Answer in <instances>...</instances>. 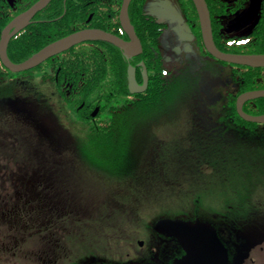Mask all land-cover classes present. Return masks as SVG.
Wrapping results in <instances>:
<instances>
[{"label":"rangeland","instance_id":"1","mask_svg":"<svg viewBox=\"0 0 264 264\" xmlns=\"http://www.w3.org/2000/svg\"><path fill=\"white\" fill-rule=\"evenodd\" d=\"M209 63L205 70H209L211 66L213 69H220L219 64ZM191 71L197 73L199 70L195 66ZM48 74L53 76L48 68H44L43 72L37 71L26 76L15 74L13 78L4 77L0 80L1 116L5 117L6 113L12 111L14 116H18L16 119H20L26 125L24 126L22 122L23 126H20L18 122L16 127L22 133L21 138H24L22 147L25 149L26 158L23 160V172L27 208V199L31 200L41 189L38 183L30 184L29 181H34L36 177H44L53 183L56 178L54 174L51 178L46 169L34 173L38 176L32 175L36 168L34 158L37 155L47 159L48 163H54L52 151H48L47 156L46 151L41 152L43 144H40L39 139L43 133L38 126L39 122H42L44 127L49 126L47 119L52 115H56L59 124L63 125L75 139L76 148L79 150L71 154V151L75 150L71 145L74 142H68L70 139L68 136H61L55 130H51L50 136L54 137L51 142H62L56 144L61 156L54 153V157L61 158L60 168L68 172V177L72 171L71 167L79 166L76 156L86 161L82 165L85 170L91 169L97 175H106L98 184L92 185L89 180H85L87 184L82 182L88 196L82 200L83 207L78 202L80 212H87L91 206L90 199L97 200L99 195L104 201L110 194H120L125 189L138 193L137 199L143 207L144 222H137L142 228L138 231L141 238L134 244L135 249H132V256L137 260L134 264H138L140 262L138 258L148 255L149 252L154 253L156 260L162 258L159 251L167 245L160 244L161 240L156 239L157 233L166 236L167 239L171 238L177 244L181 258L174 264H180L196 255V248L183 235L159 229V223L153 224L158 219L173 220L172 215L183 210V206L193 197L197 200L204 197L203 207L208 212L225 209L227 213L228 206L246 207L247 203L244 202L247 198L264 204V139L258 135L253 137L244 129L237 131L232 127L220 128L224 125L229 126L230 120L225 118V111L216 103L219 98L211 89L213 79L211 73L207 71L203 73L199 86L200 94L195 95L190 90L188 93L191 92L192 95H185L179 99L177 98L180 94H174L173 99L165 102L157 112H144L138 115L130 110V106L122 108L124 104L121 103L117 106L122 109L115 114L116 119L109 122L108 118H112V115L106 111L101 120L110 123L115 137L107 147L101 149L95 148L91 140H95L93 130L99 134L103 133V125L93 126L83 122L79 115L60 99L52 80L43 78ZM20 101H30L40 110L33 112L32 109H28L30 118L26 119L25 115L20 116L17 110H13ZM33 118L36 119L33 125L28 124L33 122ZM8 127L11 133L13 127L11 124ZM256 128L261 130L260 127ZM36 145L37 150L34 149ZM36 162L46 165L38 158ZM80 172L84 174V171ZM83 174L81 173L82 177ZM202 222L197 221L196 226L202 225ZM151 224L152 228L145 229L146 225ZM43 230L38 236L28 231L29 256L25 250L22 251L19 244L17 249L19 253L14 258H8L6 252H0V264H71L72 260L84 257L83 253L76 249L67 254L62 253L58 250L59 245L57 247L53 245L57 249L52 251ZM50 236L54 237V234ZM50 236L48 238L54 241L55 238ZM18 240L21 241L20 237ZM139 241L144 242L143 248L138 245ZM163 260L165 262L167 258ZM74 264L87 263L84 261Z\"/></svg>","mask_w":264,"mask_h":264},{"label":"trees","instance_id":"2","mask_svg":"<svg viewBox=\"0 0 264 264\" xmlns=\"http://www.w3.org/2000/svg\"><path fill=\"white\" fill-rule=\"evenodd\" d=\"M25 1H28L29 4H24ZM135 1V10L132 17L136 20L138 36L145 47V57L138 59V61L140 60L144 63L146 69H148L150 62L148 59L151 56V50L148 48V44L150 43L149 36L152 32L149 30V19H146L147 16L145 15L146 12L143 5H140L141 0ZM19 2V7L14 9L10 7L6 0H0V41L1 33L7 25L25 10L37 4V0H22ZM65 10H67V5L64 0H54V2L45 9V12L62 14L65 13ZM198 20L197 17V29H199ZM260 20H263L264 23V13L263 16H260L259 21ZM40 33L43 32L38 30L37 27H31L16 35L8 47L9 59L16 64L24 63L52 42L54 43L56 40L58 41L71 35L70 32L58 34L55 35L50 42L45 43L43 42L44 37L40 35ZM199 36L201 37L200 29ZM216 39L218 48L227 54H264L263 26L251 31L250 34L245 33L235 38H225L224 35L216 33ZM96 44L99 46L90 48L82 46L81 48L70 49L69 52L59 55L55 60L50 59V61L37 67V69L33 71L18 75L26 76L37 71L43 72L44 68H48L53 76L48 74V76L44 75L43 78L52 80L60 99H62L71 110L73 109L81 119H84V116L88 114L87 111L90 106L95 105V103L101 107L102 113H105L112 104L119 105L125 101L122 108H128L130 106L132 112L138 115L142 114L143 112L139 109L138 103L130 105V101L126 99V97H133L128 88L127 77L129 69L133 67L130 63L131 60L116 46L114 47L104 42ZM204 52L205 55L209 56L208 52ZM105 54L108 55V66L105 64ZM217 63L220 69L216 67V69H213L212 66L208 68V73L213 75L211 89L212 92L216 94L225 95V98H219L216 100V103L225 111V118L230 120L229 126L224 125L220 128L232 127L237 131L244 129L248 131L251 136L254 137L258 135V137L264 139V125L251 124L243 120L239 117L236 106L237 100L241 94L252 91H263L264 68L255 69L252 67H239L225 64L220 61H217ZM0 69H3L1 61ZM4 70L6 71V69ZM76 71L79 72V75L84 73V79L81 81L71 80V75H74ZM140 72L142 76L143 72L141 69ZM156 76L158 80H155V88L151 89L150 94L144 96V110L147 113L157 112L165 102H169V100L173 99L174 94H180L177 99L185 95H192L191 92L188 93L190 90H192L195 95L200 94V80L203 77L200 72L196 73L191 70L176 72L174 77L169 80L163 79L168 76L167 74H156ZM2 78L3 74H1L0 71V80ZM164 82L166 85H162ZM117 98H120V101L114 100ZM136 98H138V96H135V99ZM16 104V108L13 110H17L20 116L25 115L26 119L30 118L28 109H32L33 112L40 110L39 107H34L30 101H20ZM244 106V111L248 115L264 116V99L253 100V102L246 103ZM119 107H115L112 110L110 109V113L113 111L118 112V110L122 109ZM39 118L37 119V123ZM34 121H36V119L33 118V122H28V124L33 125ZM18 122L20 126L25 124V122L20 119L17 121V125ZM47 125L49 126L44 127L42 122L38 123L43 133L39 139L41 142L40 144H43L41 152L44 153V151H46L47 156V152L52 151L54 163H48L47 159L45 160L37 155V157L34 158V166L36 168L33 170L32 175L35 176L37 174L34 173H39L42 172L41 170L46 169L51 178L53 174L56 178L55 181L52 180L55 183H52L47 181L44 177H36L37 183L40 185L41 189L36 195L32 194V197L36 198V200L32 198L28 201L27 199L28 208L26 206V217L28 231H30V234L38 236V233L44 229L43 233L47 238V243L51 244L52 251L57 249L54 248L53 245L56 247L59 245L58 250L62 253L66 252L67 254L75 249L82 252L84 257L79 258V260H72L70 262L71 264L84 261L87 264H134L137 260L132 256V249H135L134 244L141 238L138 231L142 228L138 226L137 222H144L143 207L137 199L138 193L125 189V191L123 190L120 194H110V196L105 197L108 199L104 201L100 199L102 197L99 195V199L94 197L97 200L90 199L91 206L88 208L87 212H80L78 202L83 207L82 200L88 196L82 187V182L89 180V183L92 185L98 184L106 175H97L91 169L85 170L82 165L85 164L86 161L76 156L75 158L79 162V166L75 168L72 166L70 169L72 171L69 172L68 177V172L60 168L59 159L61 158L54 157V153L60 155V152L57 151L59 148H57L56 144L62 142H51V139L54 137H51L50 133L51 130H55L61 136H68L70 138L68 142H74L75 139L70 136L63 125L59 124L56 115H52L50 118L48 117ZM102 125L103 133L99 134L98 131L93 130L95 140H91L92 145L99 149L107 147L115 137L113 127L109 123ZM256 127H260L261 130H258ZM21 135L22 133L20 131L19 138L22 149L21 160L23 162L26 155L25 149L22 147V140H24V138H21ZM31 137L33 138L32 135ZM71 145L75 148V150L71 151V154L77 153L79 150L76 148V142ZM36 147L37 145L34 147L35 150H37ZM37 158L38 160H42L46 165L42 162L38 164L36 162ZM31 166H33V164ZM80 171H84V174ZM81 173L84 175L83 177ZM68 178L70 181L69 183ZM203 199L205 200L204 197L199 200L195 197L190 199L189 202L183 206V210H179L172 215L173 220L176 222H184L188 226H196L197 213L201 210V207H203ZM246 203V207L241 208L236 205L234 206L237 212L244 216L250 213H256L259 209L258 205L260 203L261 205L263 204L261 201H255L249 198L244 202V204ZM37 217L39 218L36 219ZM36 220L40 221L37 222ZM161 220L162 219H158L154 221L153 224H158ZM152 227V224L146 225L145 229L149 230ZM47 234L49 236L50 234H54V237L50 236L55 238L54 241L48 238L49 236ZM157 234L156 239L158 238L161 240L160 244L162 246L167 245V247L159 251V256L162 258L156 260L153 256L154 253L149 252L148 255L146 254V256H140L141 258H138L140 261L138 264H174L180 261V250L177 248L175 242L171 238L167 239L165 238L166 236L159 233ZM76 253H78V251ZM163 258H167V260L164 262Z\"/></svg>","mask_w":264,"mask_h":264},{"label":"flooded vegetation","instance_id":"3","mask_svg":"<svg viewBox=\"0 0 264 264\" xmlns=\"http://www.w3.org/2000/svg\"><path fill=\"white\" fill-rule=\"evenodd\" d=\"M6 1L9 3L10 7L15 9L19 7V1L22 0ZM39 1L40 0H37L36 3H39ZM64 1L67 5L65 13L56 14L45 12V9L49 7L47 6L34 17L29 26L24 30L37 27L38 30L43 32L40 33V35L44 37L43 42L45 43L50 42L53 37L58 34L69 32L73 34L82 30L91 29L104 30L107 33L118 36L125 42L130 41V37L127 32H124L122 22L120 21L124 0ZM205 1L207 6H209L210 17L212 18L213 36L216 45V33L224 35L225 38H235L243 33L250 34L251 31L256 30L258 27H264L263 20L259 21L260 16H263L264 13V0ZM53 2L54 0H52L51 4ZM24 4L27 5L29 2L25 1ZM135 4L136 1L133 0L129 6V17L138 35L136 20L132 17ZM140 5H143L146 12L145 15L147 16L146 19H149V30L152 32L149 36L150 43L148 44V48L151 50V56L148 59L150 60L149 68L146 69L149 76V83L146 92L139 93L138 95L131 94L134 98L126 97V99L130 101V105L138 103L139 109L144 113V96L150 94L151 89L155 88V80H158L156 74H167L168 76L163 79L169 80L174 77L176 72L193 70L196 66V69L199 70L198 72L203 75L206 71L209 72L207 69L205 70L206 66L210 64L209 62H213L217 65L218 60H213L209 53V56L205 55L204 51H206V48L204 46V40L202 39L200 17L194 0H141ZM158 10H164L168 14L175 13L178 17L183 18L184 22L188 24L192 31L190 35L191 38H181V36L173 30L176 26H179V21L172 23V19L169 20L157 17L155 13L158 12ZM22 14L23 13L20 15ZM196 16L199 19L198 26L201 37L199 36V29H197ZM9 24L7 26H9ZM140 42L142 41L140 40ZM96 43L99 42H85L74 48H81L82 46L88 48L99 46ZM142 47L143 52L141 55L132 59L129 58L131 60L130 63L137 70V82L140 86L145 82V67L141 65L144 63L140 60L138 61V59L145 57L143 42ZM55 58H52V60H55ZM107 59L108 55H106L105 58L106 66H108ZM1 65L3 69H0V71L1 74H3V78H13L14 74L4 67L2 61ZM4 69H6V71ZM140 69L143 72V77L141 76ZM84 77V73L79 75V72L76 71L74 75H71V80L81 81ZM162 85H166L165 82L162 83ZM135 96H138V98L135 99ZM217 96L218 98H225V95L222 94H218ZM119 99L120 98L114 100ZM124 102L125 101H123L122 104H125ZM96 104L97 103L90 106L87 111L88 114L82 119L93 126L106 123V120H101L104 113H102L101 107ZM117 106L118 104H112L106 111L110 113L109 110ZM95 111L99 113L97 117L93 118ZM110 114L112 118L109 117L108 121L114 122L117 111H113ZM17 117V115L14 116L12 111L6 113L5 117L0 114V252H6L9 255L8 258H14L18 255L19 251L17 249L19 244L22 247V251L25 250L27 253L26 255L29 256L27 251L29 239L25 205V178L23 162L21 160L19 131L16 127L18 121V119H16ZM9 124L13 127L11 133L8 127ZM37 182L36 179L34 181H29L30 184ZM258 207L259 209L256 213H250L246 216L237 212L233 206L227 207V213L225 209H223V211L215 209L212 212H208L204 207H201V210L197 213V221H203L202 225L199 226L207 227L215 231L220 242H222L226 248L229 255L228 264H264V204L261 205L260 203ZM18 237H20L21 241L18 240ZM197 254L198 252L196 255Z\"/></svg>","mask_w":264,"mask_h":264},{"label":"water","instance_id":"4","mask_svg":"<svg viewBox=\"0 0 264 264\" xmlns=\"http://www.w3.org/2000/svg\"><path fill=\"white\" fill-rule=\"evenodd\" d=\"M132 1L133 0H124L122 12L120 14V21L122 22L123 30L128 33L130 41L125 42L118 36L107 33L104 30H82L47 45L46 48L36 53V55L32 56L24 63H13L11 59H9L8 47L14 36L24 31V29L32 22L34 17L52 2V0H40L39 3L34 5V7L15 18L12 23H10L9 26L2 31L0 41V60L2 61L4 67L11 73L22 74L37 69V67L48 62V60L70 51V49L81 45V43L92 41L106 42L114 47L116 46L130 59L138 57L143 52V47L129 17V6ZM194 1L200 17V26L202 28L204 46L206 51H208L213 58L226 64L229 63L239 67L244 66L255 69L264 68V54L238 55L231 53L227 54L219 50L215 44V39L213 38L212 18L210 17L209 6H207L205 0ZM155 15L164 19H172V23L179 21V26H176L173 30H175L181 38H191L190 35L192 31L188 24L184 22L183 18L178 17L175 13L168 14L164 10H158ZM141 65L145 67L144 64ZM136 72V68L131 67L127 75L128 88L130 93L133 95L146 92L149 83V76L146 69L144 72L145 82L142 86H140L137 82ZM259 99H264V89L263 91H252L241 94L236 103L239 117L251 124L255 123L258 125H264V116H250L244 111V105L246 103ZM98 113L99 112L95 111L93 118L97 117ZM158 227L162 230H169L177 234L180 233L196 248L198 254L193 256L191 259L182 261L180 264H228L229 255L215 231L203 226H188L183 222H176L170 219L159 221ZM138 245L141 248L145 246L142 241H139Z\"/></svg>","mask_w":264,"mask_h":264}]
</instances>
